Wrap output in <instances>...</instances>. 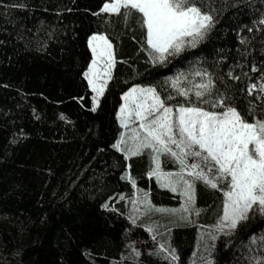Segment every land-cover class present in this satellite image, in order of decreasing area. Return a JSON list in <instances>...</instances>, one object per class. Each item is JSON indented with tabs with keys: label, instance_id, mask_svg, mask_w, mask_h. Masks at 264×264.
<instances>
[{
	"label": "trees",
	"instance_id": "16d2710c",
	"mask_svg": "<svg viewBox=\"0 0 264 264\" xmlns=\"http://www.w3.org/2000/svg\"><path fill=\"white\" fill-rule=\"evenodd\" d=\"M204 2L218 9L207 39L167 65H152L135 16L125 25L115 14H93L104 0H0V264H167L151 254L158 242L176 249L177 264H201V230L217 223L222 192L197 183L201 211L190 223L152 211L153 224L137 219L133 225L136 189L121 179L128 164L154 205L179 208L181 201L147 175V153L125 161L112 145L122 131L121 96L132 84L162 83L190 65L223 74L239 89L264 75V0ZM93 32L112 39L118 61L95 112L82 75ZM229 69L241 80L229 79ZM246 95L238 93L239 101ZM162 160L165 170L176 169ZM147 226H155L156 241ZM262 237L264 216H251L215 242V264H249L264 255Z\"/></svg>",
	"mask_w": 264,
	"mask_h": 264
},
{
	"label": "snow or ice",
	"instance_id": "6c2138e0",
	"mask_svg": "<svg viewBox=\"0 0 264 264\" xmlns=\"http://www.w3.org/2000/svg\"><path fill=\"white\" fill-rule=\"evenodd\" d=\"M216 11L204 0H104L93 14H115L125 25L135 16L143 32L141 50L148 62L167 65L170 58L207 39L216 25ZM259 23L264 25V18ZM87 47L91 60L82 75L91 89V111L95 112L114 79L118 61L113 41L104 32L89 35ZM226 75L233 81L241 80L232 69ZM243 92L247 95L240 102L238 93ZM121 100L116 119L123 131L112 147L125 161L147 153L151 162L147 175L155 177L161 188L178 194L181 201L179 208L154 205L149 193L137 188L128 164L121 179L136 189L129 220L135 225L138 215L155 211L190 223L192 215L201 211L195 207L197 183L218 189L223 194L222 212L217 223L201 233L206 238L200 256L201 264H215V241L231 236L250 216H264V75L258 83L249 82L245 89H239L223 74L190 65L162 83L132 84ZM162 157L169 158L176 169L165 170ZM120 199H124L123 194ZM147 231L156 241L155 226H147ZM255 242L252 237L251 243ZM166 243L158 242L151 254L162 256L167 264H177L176 249ZM129 247L134 258L141 256L134 244ZM249 264H264V255L250 257Z\"/></svg>",
	"mask_w": 264,
	"mask_h": 264
},
{
	"label": "rangeland",
	"instance_id": "374dc122",
	"mask_svg": "<svg viewBox=\"0 0 264 264\" xmlns=\"http://www.w3.org/2000/svg\"><path fill=\"white\" fill-rule=\"evenodd\" d=\"M122 131H123V129H122ZM162 159H166L167 161H171L169 158H167V157H162ZM172 162V161H171ZM130 210L132 211V204L130 205ZM132 214V213H131ZM151 213L149 212V213H147V214H143V215H138V220H142V219H145L144 221H146L147 222V224H149V225H151V224H153L154 223V220H153V216H152V214L150 215ZM159 214V216H162V215H165L166 216V218H168V219H170L171 217L173 218V219H177V216H173V215H169V214H161V213H158ZM164 216V217H165ZM251 218V216L249 217V219ZM248 219V220H249ZM215 225V224H214ZM207 229H208V227H206V228H203L202 230H201V233L202 232H206L207 231ZM206 237H204V238H202V236H201V238H200V242L197 244V246H200V244H203V240L205 239ZM210 244L212 243V241H208ZM216 242V241H215ZM203 253V249H202V252H201V254ZM130 264H136L135 263V261L134 260H130Z\"/></svg>",
	"mask_w": 264,
	"mask_h": 264
}]
</instances>
